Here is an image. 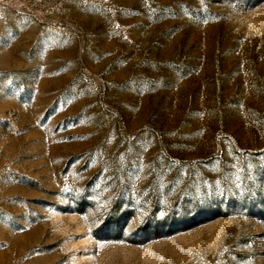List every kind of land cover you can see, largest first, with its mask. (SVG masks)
<instances>
[{
	"label": "rangeland",
	"instance_id": "1",
	"mask_svg": "<svg viewBox=\"0 0 264 264\" xmlns=\"http://www.w3.org/2000/svg\"><path fill=\"white\" fill-rule=\"evenodd\" d=\"M0 264H264V0H0Z\"/></svg>",
	"mask_w": 264,
	"mask_h": 264
}]
</instances>
